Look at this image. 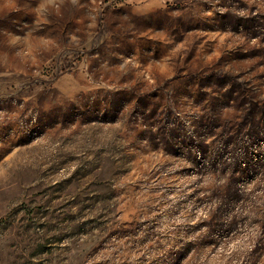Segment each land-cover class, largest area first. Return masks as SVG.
Instances as JSON below:
<instances>
[{
  "label": "rangeland",
  "instance_id": "374dc122",
  "mask_svg": "<svg viewBox=\"0 0 264 264\" xmlns=\"http://www.w3.org/2000/svg\"><path fill=\"white\" fill-rule=\"evenodd\" d=\"M0 264H264V0H0Z\"/></svg>",
  "mask_w": 264,
  "mask_h": 264
}]
</instances>
